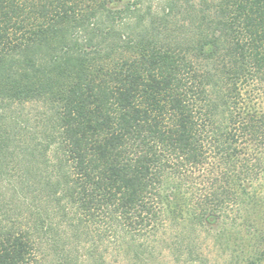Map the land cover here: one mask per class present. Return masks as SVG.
Returning a JSON list of instances; mask_svg holds the SVG:
<instances>
[{"label":"trees","instance_id":"obj_1","mask_svg":"<svg viewBox=\"0 0 264 264\" xmlns=\"http://www.w3.org/2000/svg\"><path fill=\"white\" fill-rule=\"evenodd\" d=\"M122 1L0 0V264H264V0Z\"/></svg>","mask_w":264,"mask_h":264},{"label":"rangeland","instance_id":"obj_2","mask_svg":"<svg viewBox=\"0 0 264 264\" xmlns=\"http://www.w3.org/2000/svg\"><path fill=\"white\" fill-rule=\"evenodd\" d=\"M122 2H124V0ZM122 2H119L118 4H121ZM146 3L151 4L153 9L157 10L163 6L164 0H147ZM202 236L207 237L208 235L203 232ZM209 250L210 255L208 258L210 261L208 264H222V258L219 255V251L212 246L209 247ZM132 254L131 250L127 249L120 251L111 250L108 255V262L109 264H174L167 252L165 250H159L158 247L155 251V255H153L151 259V263L147 262L143 256L136 258Z\"/></svg>","mask_w":264,"mask_h":264}]
</instances>
